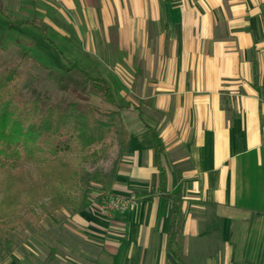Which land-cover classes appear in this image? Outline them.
<instances>
[{
    "label": "crops",
    "instance_id": "crops-1",
    "mask_svg": "<svg viewBox=\"0 0 264 264\" xmlns=\"http://www.w3.org/2000/svg\"><path fill=\"white\" fill-rule=\"evenodd\" d=\"M0 6L51 32L65 63L94 61L115 100L98 105L119 114L94 200L67 216L64 243L19 264H264V0ZM100 193L127 203L104 215ZM173 199L180 222L169 243Z\"/></svg>",
    "mask_w": 264,
    "mask_h": 264
},
{
    "label": "trees",
    "instance_id": "trees-1",
    "mask_svg": "<svg viewBox=\"0 0 264 264\" xmlns=\"http://www.w3.org/2000/svg\"><path fill=\"white\" fill-rule=\"evenodd\" d=\"M27 23L43 33L46 31L33 20ZM12 45L19 50V61L5 67L0 63L3 66L0 70V185L5 189L0 219L8 222L19 218L18 213L24 211L39 228L45 216L68 209L76 214L88 207L96 177L83 165L116 136L119 114L113 109L71 99L67 94L52 97L34 93L23 98L16 81L22 63L51 74L53 68L34 59L30 49L24 46L26 43ZM3 49L0 41V53ZM89 62L92 66L84 67L66 60L68 67L60 75V83L73 87L71 95H96L103 103L115 106L108 80L94 61ZM154 139L157 159L160 147L156 136ZM24 161L35 168V176L22 172L20 164ZM159 178L162 186L164 172L160 168ZM44 196L49 203L39 204L38 200ZM179 222L180 201L173 199L169 243L177 235ZM8 228L12 230L15 226ZM8 237L0 228V262L9 256L5 249Z\"/></svg>",
    "mask_w": 264,
    "mask_h": 264
},
{
    "label": "rangeland",
    "instance_id": "rangeland-1",
    "mask_svg": "<svg viewBox=\"0 0 264 264\" xmlns=\"http://www.w3.org/2000/svg\"><path fill=\"white\" fill-rule=\"evenodd\" d=\"M21 22L19 16H12L0 6V41L4 48L0 53V63L5 67L15 65L19 61V50L16 46L12 45L15 42H19L22 45L26 43L24 46L30 49V54L34 59L45 66L53 68V73L51 74L35 66H30L26 62L22 63L21 67L17 70L18 76L16 81L18 82V90L23 98H29L34 93L52 97H62L64 96L63 94H67L71 99H78L98 105V102H100L98 96L71 95L73 87L67 88L64 87V84L60 83L59 77L68 65L65 63L61 53H59L60 51L58 52L61 49L60 46L57 44L59 46L57 50L50 43L49 38H53L52 34H50L51 32L43 33L39 29L30 25H24ZM34 22L38 25L36 21ZM3 66L0 67V70H2ZM115 129L119 130L118 126ZM117 137V135L112 136L106 142V147L103 146L99 149L98 155L95 158H91L88 162L84 163L83 167L91 176H96L99 163L111 151ZM20 168L25 174L36 175L35 168L25 161L20 164ZM4 194L5 189L0 185V206L4 199ZM38 202L45 205L49 203L45 196L41 200H38ZM39 212L40 210H38ZM71 214L68 209L57 211L52 216H45L39 223V228L35 226L31 216L26 215L24 211L18 213L19 218L12 219L11 221L7 222L4 218L0 219V222L1 220L4 221L0 224V228L9 236L5 239V249L9 253V256L1 261L0 264H19L18 258L20 256H25L28 262L30 260L29 256L32 255L30 250L34 251L37 246L39 253L43 252L47 254L48 249L45 247H48L53 239L61 240L64 243L66 237L61 232L62 224L65 223L67 216ZM53 221L56 224H52ZM13 226H15V229L11 230L8 228Z\"/></svg>",
    "mask_w": 264,
    "mask_h": 264
},
{
    "label": "built area",
    "instance_id": "built-area-1",
    "mask_svg": "<svg viewBox=\"0 0 264 264\" xmlns=\"http://www.w3.org/2000/svg\"><path fill=\"white\" fill-rule=\"evenodd\" d=\"M97 198H100V202L96 205L100 212H102L104 215H110L115 211H120L127 203V201L122 197L105 193L98 194ZM92 199L93 198L91 197V201Z\"/></svg>",
    "mask_w": 264,
    "mask_h": 264
}]
</instances>
